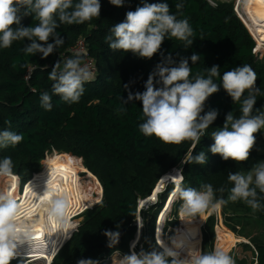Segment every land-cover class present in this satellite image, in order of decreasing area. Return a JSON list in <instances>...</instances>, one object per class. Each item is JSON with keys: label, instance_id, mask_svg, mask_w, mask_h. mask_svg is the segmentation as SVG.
<instances>
[{"label": "trees", "instance_id": "16d2710c", "mask_svg": "<svg viewBox=\"0 0 264 264\" xmlns=\"http://www.w3.org/2000/svg\"><path fill=\"white\" fill-rule=\"evenodd\" d=\"M100 2L99 17L82 24H59L56 32L64 42L46 59H42L40 53L31 55L23 51L30 43L26 38L14 41L9 48H0V131L8 130L23 136L15 146L0 147V161L11 158V174L19 179L20 192L36 173L42 171L44 160L54 153L69 155L66 160L56 156L63 162L80 163L79 169L87 171L93 179L96 177V184L100 186L101 183L103 188V197L101 193L98 197V202L102 197L101 203L86 211L75 231L77 222L68 221L64 243L73 234L51 264H77L82 258L97 260L99 264L119 262L121 259L113 260V255L130 253L139 229V215L142 229L135 251L139 252L142 248L146 251L163 250L156 236L157 223L176 187L173 182L169 183L157 201L144 205L141 210L140 201L149 199L159 181L177 168L189 152L195 156L203 151L207 161L205 164L185 163L181 172L183 179L179 183L182 187L201 190L202 185L211 184L213 202L220 199L225 201L221 205L222 216L233 231H237L234 220L242 214L264 225V207L253 211L243 200L229 199L230 189L234 185L228 179L230 173L251 170L258 161H264V152L259 151L260 143H264L262 130L256 134V144L247 161H225L220 155H213L209 151L214 143L211 134L220 130L226 114L232 112L235 118L242 115V101L248 97L247 90L240 102H233L222 87L208 98L204 111L217 110L218 116L194 149L192 141L164 144L154 136L145 137L139 130V125L144 122L141 102H124L129 91L143 92L149 74L164 58L171 56L177 63L181 58H189L192 76L199 72L207 77L206 69L218 65L220 76L213 77L218 85L224 72L237 66H250L256 73L255 87L259 89L252 114L264 112V55L259 57L255 50L257 42L236 13L234 3L214 5L208 0H149L166 2L170 13L177 15V19H187L193 30L190 37L193 43L186 47L185 41L166 37L160 51L151 59H144L131 52L112 50L105 39L111 35L110 29L114 25L124 21L127 11H134L140 6L141 0H125L122 7L111 5L109 0ZM177 3L183 5L180 10L176 8ZM21 23L35 26L38 21L27 16ZM82 37L87 41L88 52L96 62L97 72L90 82L84 84V93L79 101L67 103L53 94L54 81L49 79V73L56 61L60 62L61 68L70 58L78 56L83 61V56L68 53V49ZM193 53L200 56L194 64L190 60ZM30 69V76L26 78ZM45 92L51 96V111L41 106L40 97ZM80 170L77 169L76 174L78 181ZM221 188L223 192L219 191ZM256 191L257 199L264 205V193L258 188ZM177 197L170 209L174 219L168 222L167 227H179L183 201ZM218 221L217 215L211 214L202 226L204 253L215 250ZM123 228L125 231L121 241L109 247L105 231L119 233ZM250 242L252 247L248 243L242 245L252 250V259L235 257L234 264H264V235L251 237ZM182 248L188 254L198 250V247L193 249L191 236ZM101 253L106 255L100 258ZM172 259L175 258L169 257L170 261ZM23 261L12 259L10 264H23ZM175 261L176 264H183L177 259Z\"/></svg>", "mask_w": 264, "mask_h": 264}, {"label": "clouds", "instance_id": "9594fccd", "mask_svg": "<svg viewBox=\"0 0 264 264\" xmlns=\"http://www.w3.org/2000/svg\"><path fill=\"white\" fill-rule=\"evenodd\" d=\"M109 3L122 7L125 0H109ZM182 7L181 3L176 4L177 10ZM100 12V0H77L75 3L73 0H0V48H9L14 41L26 38L30 43L23 51L31 55L40 53L41 58L46 59L64 42L56 32L60 23L82 24L99 17ZM27 16L38 23L35 26H24L21 21ZM110 31L111 35L105 39L112 50L131 52L144 59H151L157 54L166 37L185 41L186 47L193 43L190 39L193 30L188 20L177 19V15L170 13L166 2L141 0L140 6L134 11H127L124 21L114 25ZM199 58L198 54L193 53L190 60L194 64ZM219 69L218 65H213L206 69L207 77L199 72L192 76L189 58H181L178 63L171 56L164 58L149 74L144 84L145 90L135 93L129 91L124 100L125 103L141 102L144 122L139 125L140 132L145 137L154 136L164 144L192 141L194 149L218 116L217 110L204 111L208 98L222 87L233 102H240L247 90L248 97L242 101V115L235 118L232 112L227 113L220 130L212 132L214 143L209 148L213 155L218 154L225 161H247L256 144V134L264 128V112L252 114L255 97L259 92L255 87L257 76L250 66H237L224 72L221 84L218 85L213 77L220 76ZM93 78L88 66L82 65L78 56L66 60L62 68L60 62L56 61L49 73V79L54 81L53 94L67 103L78 102L84 93V84ZM40 100L41 106L51 111V96L47 92L41 94ZM22 139V135L12 131H0V147L15 146ZM206 161L207 156L201 151L195 156L191 152L187 153L183 162L205 164ZM11 169V158L6 157L0 161V175H10ZM228 179L234 185L230 189V200H243L253 211L264 207L257 199L256 191L258 188L264 193V161L255 164L246 174L230 173ZM219 191L223 192L224 189ZM43 194L49 197L48 218L62 222L68 207L66 196L53 190ZM174 195L183 201L180 209L183 216H196L210 207L214 210L225 203L223 199L213 202L214 190L211 184L202 185L201 190H197L184 188L177 183ZM18 209L19 205L14 199L0 196V264H10L12 259H18L15 257L16 249L19 243H23L16 224ZM104 234L108 238L109 247L118 243V232L105 231ZM161 248L163 250H130L121 258V264H176L175 259L169 260L173 256L172 250ZM31 260L34 258L31 257ZM77 264L99 262L82 258ZM183 264H234V261L227 252L217 248L210 253L195 250L189 253Z\"/></svg>", "mask_w": 264, "mask_h": 264}, {"label": "bare ground", "instance_id": "6f19581e", "mask_svg": "<svg viewBox=\"0 0 264 264\" xmlns=\"http://www.w3.org/2000/svg\"><path fill=\"white\" fill-rule=\"evenodd\" d=\"M246 11L251 21V24H249L251 30L255 36H257V39L264 43V0H248ZM74 164L75 163L72 161L61 164L55 158L45 160V167L41 172L36 173L24 186L22 194L19 192V179L17 176H13V174L0 175V196L11 197L15 201L19 199L17 203L19 209L16 216V224L20 229L23 243L18 244L16 250L18 251L17 253L20 254L16 253V256L24 255L51 264L54 253H56V251L68 240L67 239L64 243L65 238L63 237L66 233L65 226L69 221L67 212L72 214L71 210L73 209L84 210L95 204L92 199V194L90 192H84L80 188L81 184L75 178ZM175 173L173 178L175 177L178 179V174ZM69 179L73 182L71 183ZM176 179H174V181ZM49 190L58 191L67 198L68 207L62 222H57L48 218L47 201L49 197L45 196L43 193ZM155 194H153L152 197H154ZM174 196L173 194V198ZM146 201L147 199L141 200V203L143 204ZM162 225L163 221L158 223L156 232L157 240H159L164 247L171 249L174 256H177L176 252L163 240L161 232ZM76 226L74 227V231L76 230ZM220 237L228 239L224 232ZM115 264H121V260Z\"/></svg>", "mask_w": 264, "mask_h": 264}, {"label": "rangeland", "instance_id": "374dc122", "mask_svg": "<svg viewBox=\"0 0 264 264\" xmlns=\"http://www.w3.org/2000/svg\"><path fill=\"white\" fill-rule=\"evenodd\" d=\"M208 1L214 5H217V4L223 3V2H233L234 3L236 13L242 19V21L245 23V25L248 27V29L250 30L251 34L253 35L254 39L257 42V47L255 50L258 52L259 57H262L264 55V43L257 39V36H255V34L253 33V31L251 30V28L249 26V24H251V21L247 15V11H246V5H247L248 0H208ZM261 130L264 134V128H262ZM259 151L264 152V143H260ZM54 155H55V153H54ZM54 155L48 156L45 160H47L49 157H52ZM56 155L59 156L62 160H66L67 157L69 156V155L64 154V153H60V154H56ZM56 155L54 158L59 163L66 164L68 162V160L65 162L61 161L60 158H58ZM45 160L43 162V168L45 167V165H44ZM261 161L262 160H260L258 162H261ZM81 164L83 165L82 160H81ZM79 166H80V163H79V165L74 164V174H75L76 179H77V175H76L77 169L80 170ZM174 170H176V169H174ZM249 171L250 170H242V171H240V173L246 174ZM13 176H15V175H13ZM173 176H174V174L169 173L163 179H161L159 181V184L157 185L156 190L153 192V194L156 193L155 196L152 197L153 195H151V197L149 199H147V201L144 202L143 204L140 201V207L157 201L159 199V194L162 193L163 191H165L167 185L171 182L165 183L164 185L162 183L165 182L167 179L170 180V178L171 177L173 178ZM178 177H179V175H178ZM95 179H96V177L93 179L92 177L89 176L87 171H84V170L79 171V182L81 183L80 188L84 192H90L92 194V199H93L95 204L92 207L85 208L84 210H82V209L78 210V209L71 208V209H73V210H71L72 214L67 212V214L69 215V220L71 219L72 215L73 216L75 215V217L74 218L72 217L71 220L73 222L74 221L77 222L76 228L78 227L80 222L84 219V215H85L86 211L89 209H92L93 207H95L97 205H99L102 201L103 188H102L101 183H100L101 187L99 186V184L98 185L96 184ZM173 179H176V178L174 177ZM69 181L71 183L73 182L71 179H69ZM173 183H174V186H176L177 183H180V178L176 179ZM19 189H20V187H19ZM23 191H24V189H23ZM22 193L20 192V194H22ZM100 193L102 194V197H101V200L98 202V197H99ZM175 197H176V195L174 196V198H173V195L171 196L169 202L167 203V205L165 206V208L163 210V213H162V216L160 218L159 223H161L163 221V225H162V229H161L162 237L170 247H172V246L175 247V250L178 252V257H176L177 260H179L180 262H183L185 260V258H187V256L189 255L188 252H186V250L184 248H182V245L180 244L181 240L182 241L186 240V238L188 237L189 231H190V236L193 240V249L195 250L198 247L200 249V251L202 252V239H203L202 238V226L205 223L206 219L211 214H216L218 217V220H219L218 224L216 226L217 239H216L215 249L218 248L220 250L227 252L232 257V259H234L235 257H237V258L239 257L238 259H241L244 257H247L248 260L252 259V256H253L252 250L249 248H246L244 245H242V243H248L249 246L252 247V244L250 242V238L251 237H262L264 235V225L262 222L258 221L257 219L250 217L247 214H242L239 217V219L234 220L233 224L236 225L237 231H233L229 226H227L225 224L223 216H222V212H221V206H220L219 208L214 209V210L212 208L210 210H205L203 213L197 214L196 216H183L181 214V211H180L179 212V227L181 226V224H182V226L180 228L179 227L175 228V227H171V226L167 227L168 222L170 220L174 219V215L171 214L170 209H171V205H172ZM18 200H16L17 203H18ZM96 201H97V203H96ZM202 216H204V217L201 218L200 220H198V218H200ZM195 219H197L198 221ZM48 224H49V222H48ZM45 225H46V223H45ZM137 225L139 228L138 229V232H139L140 227L142 229V218L140 215L137 218ZM67 228H68V222L66 223V226H65L66 233H65V236L63 238H66V236H67ZM138 232L136 234V238L132 241L131 250H133V249L135 250V246L140 239ZM220 232H222V233H220ZM223 232L227 235L228 239L220 237V235L221 236L223 235ZM174 240H175L176 246L174 245ZM17 252L18 251L16 250V253ZM17 254H20V253H17ZM20 256H15V257H18V259H24L23 264H47L46 261L33 262V260H31L30 257H26L24 255L22 257H20ZM122 257L123 256L120 253H116L113 255V260L121 259Z\"/></svg>", "mask_w": 264, "mask_h": 264}, {"label": "built area", "instance_id": "2783aa9c", "mask_svg": "<svg viewBox=\"0 0 264 264\" xmlns=\"http://www.w3.org/2000/svg\"><path fill=\"white\" fill-rule=\"evenodd\" d=\"M68 53L69 54H76V55H81L83 56V61H82V65H87L89 70L92 72L93 74V77L96 76V72H97V67H96V62L95 60L89 55V52H88V44H87V41L85 40V38H80L75 45L71 46L69 49H68ZM32 69L29 70V72L27 73L26 75V78H29L30 76V72H31ZM78 213V212H77ZM72 217L74 218L75 215ZM71 217V219H72ZM77 229V228H76ZM70 239V238H69ZM68 239V240H69ZM62 248V247H61ZM60 248V249H61ZM59 249V250H60ZM56 251V253H54V257L56 256V254L59 252ZM53 257V259H54ZM36 261H41V260H38V259H34L33 262H36Z\"/></svg>", "mask_w": 264, "mask_h": 264}, {"label": "water", "instance_id": "95a60500", "mask_svg": "<svg viewBox=\"0 0 264 264\" xmlns=\"http://www.w3.org/2000/svg\"><path fill=\"white\" fill-rule=\"evenodd\" d=\"M258 50V49H257ZM186 158V157H185ZM185 160V159H184ZM184 165H185V163L184 162H182V163H180V165L177 167V168H175L176 169V173H175V170L173 169L172 171H171V173L172 174H178L179 175V178H180V182L182 181V179H183V177H182V174H181V172H182V170H183V168H184ZM169 182H174V179L171 177L170 178V180H166L165 182H163L162 184L164 185L165 183H169ZM143 207V206H142ZM142 207H140L139 208V210H141V208ZM125 231V228H123L120 232H119V238H118V243L121 241V239H122V235H123V232ZM138 235H139V237L141 236V227H140V231L138 232ZM72 236V235H71ZM161 247H162V245H160ZM106 255V253H101L100 254V258H102V257H104ZM175 258V257H174ZM176 259V258H175Z\"/></svg>", "mask_w": 264, "mask_h": 264}, {"label": "crops", "instance_id": "0c3cea01", "mask_svg": "<svg viewBox=\"0 0 264 264\" xmlns=\"http://www.w3.org/2000/svg\"><path fill=\"white\" fill-rule=\"evenodd\" d=\"M19 192H20V189H19ZM163 213V212H162ZM162 216V215H161ZM161 216H160V218H161ZM159 221L160 220H158V223H159ZM158 223H157V228H158ZM192 226V225H191ZM190 238V231H189V233H188V237L186 238V240L185 241H180V244L183 246L185 243H186V241L188 240ZM164 240V239H163ZM165 241V240H164ZM158 242H159V244L160 245H162L161 243H160V241L158 240ZM165 243H166V241H165ZM167 244V243H166ZM168 245V244H167ZM169 246V245H168ZM162 247H164L163 245H162ZM170 247V246H169ZM170 248H172V247H170ZM175 252H176V254H177V256H174L173 255V257H178V252L174 249V248H172ZM198 250L200 251V249L198 248Z\"/></svg>", "mask_w": 264, "mask_h": 264}]
</instances>
